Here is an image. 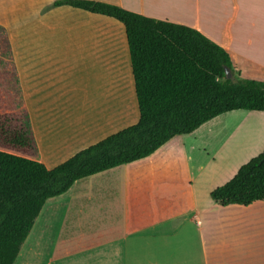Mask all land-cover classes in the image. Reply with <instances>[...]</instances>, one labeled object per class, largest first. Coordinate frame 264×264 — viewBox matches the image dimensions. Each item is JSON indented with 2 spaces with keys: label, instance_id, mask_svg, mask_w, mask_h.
Returning <instances> with one entry per match:
<instances>
[{
  "label": "crops",
  "instance_id": "obj_1",
  "mask_svg": "<svg viewBox=\"0 0 264 264\" xmlns=\"http://www.w3.org/2000/svg\"><path fill=\"white\" fill-rule=\"evenodd\" d=\"M54 1L0 0L49 169L140 119L125 25ZM93 1L195 28L241 78L264 81V0ZM194 134L202 158L177 135L49 198L14 264H264V199L221 206L211 196L264 151V111H228Z\"/></svg>",
  "mask_w": 264,
  "mask_h": 264
},
{
  "label": "trees",
  "instance_id": "obj_2",
  "mask_svg": "<svg viewBox=\"0 0 264 264\" xmlns=\"http://www.w3.org/2000/svg\"><path fill=\"white\" fill-rule=\"evenodd\" d=\"M62 5L125 25L140 119L47 168L39 161L10 39L0 25V264H14L46 201L77 180L148 157L225 112L264 111V81L238 78L230 53L199 30L100 1L55 0L51 7ZM211 196L221 206L263 200L264 151Z\"/></svg>",
  "mask_w": 264,
  "mask_h": 264
},
{
  "label": "rangeland",
  "instance_id": "obj_3",
  "mask_svg": "<svg viewBox=\"0 0 264 264\" xmlns=\"http://www.w3.org/2000/svg\"><path fill=\"white\" fill-rule=\"evenodd\" d=\"M235 75L238 78H241L238 75V70L237 69L235 70ZM195 131H193L192 133H189L187 135H182V137H184L183 141L186 143V148L185 149L188 150V152L190 153L191 156H195V158H202L203 156L200 155V153H198L199 148H198V145L196 143L197 135L194 134ZM198 142H200V141H198ZM201 153L203 154L202 150H201Z\"/></svg>",
  "mask_w": 264,
  "mask_h": 264
},
{
  "label": "water",
  "instance_id": "obj_4",
  "mask_svg": "<svg viewBox=\"0 0 264 264\" xmlns=\"http://www.w3.org/2000/svg\"><path fill=\"white\" fill-rule=\"evenodd\" d=\"M226 74H227V78L233 79L232 72H231V70L228 67H226Z\"/></svg>",
  "mask_w": 264,
  "mask_h": 264
}]
</instances>
